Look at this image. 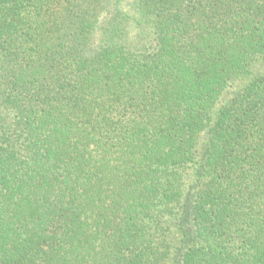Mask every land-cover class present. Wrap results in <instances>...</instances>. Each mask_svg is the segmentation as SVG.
<instances>
[{"label":"trees","instance_id":"trees-1","mask_svg":"<svg viewBox=\"0 0 264 264\" xmlns=\"http://www.w3.org/2000/svg\"><path fill=\"white\" fill-rule=\"evenodd\" d=\"M114 1L0 0V264H158L154 211L200 157L182 264H264V77L213 125L264 0H133L137 45Z\"/></svg>","mask_w":264,"mask_h":264},{"label":"rangeland","instance_id":"rangeland-1","mask_svg":"<svg viewBox=\"0 0 264 264\" xmlns=\"http://www.w3.org/2000/svg\"><path fill=\"white\" fill-rule=\"evenodd\" d=\"M115 17L121 22L126 38L132 44L143 42L149 32L140 22L139 14L133 0H115ZM264 77V56L259 57L253 64L249 75L234 80L221 94L214 109L213 125L219 114L226 109L233 99L241 93L254 79ZM3 111L2 114H6ZM12 117L10 115L8 118ZM11 124V121L8 125ZM10 134V133H8ZM209 133H204L205 141ZM201 158V157H200ZM179 167L182 174L180 179V197L169 204H159L154 215L159 218V227L156 233V250L158 264H182L184 253L198 244L195 226V206L204 183L203 160ZM177 170V169H176Z\"/></svg>","mask_w":264,"mask_h":264}]
</instances>
